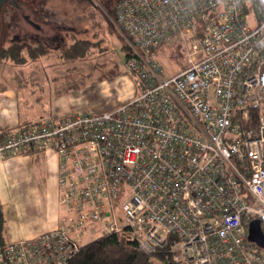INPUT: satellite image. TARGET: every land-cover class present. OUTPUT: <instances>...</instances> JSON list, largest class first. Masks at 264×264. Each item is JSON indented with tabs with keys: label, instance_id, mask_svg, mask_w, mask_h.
<instances>
[{
	"label": "built area",
	"instance_id": "obj_1",
	"mask_svg": "<svg viewBox=\"0 0 264 264\" xmlns=\"http://www.w3.org/2000/svg\"><path fill=\"white\" fill-rule=\"evenodd\" d=\"M123 0L114 28L140 94L101 114L45 117L3 159L55 153L63 225L0 243V264H69L86 239L128 234L181 264H264V0ZM177 46L168 73L157 52ZM162 58H165L163 56ZM180 66V65H178ZM85 240V241H84Z\"/></svg>",
	"mask_w": 264,
	"mask_h": 264
},
{
	"label": "rangeland",
	"instance_id": "obj_2",
	"mask_svg": "<svg viewBox=\"0 0 264 264\" xmlns=\"http://www.w3.org/2000/svg\"><path fill=\"white\" fill-rule=\"evenodd\" d=\"M118 3V0H48L45 4L38 2L37 10L47 7L45 11L50 12L51 26L55 29L49 30L48 33L46 31V37H39L42 40L37 38L31 40L30 44L33 47L42 45L48 48V53H53L60 48L61 38L65 40V45H70L77 39L93 41L97 33L100 35L96 41L98 45L94 48L92 61L91 59L85 61L77 68L81 70V73H75L74 76L72 73L67 79L63 77L53 80L54 75L65 74L67 67H58L55 72L51 69L43 71L44 66L50 63L46 60V56L33 58L26 50L23 52L26 58L25 64L14 66L11 61L1 63L0 85H4L6 90L14 95H0V118L6 120L11 117L15 121H21L20 124H22L27 118L32 122H38L51 115L66 114L64 117L85 113L95 115L116 110L137 99L141 90L127 68L123 39L121 40L117 35L113 23ZM109 8L114 10L112 14H109ZM91 9L99 12L98 20H101L102 29L98 32H94L89 22L82 20V17L86 16ZM9 15L7 11L4 14L0 12L3 39L4 36L9 39L1 42L0 49L24 44L23 39H15V37L17 34L23 35L29 31L31 34L32 31L22 17L14 12L11 16L15 20L10 19L14 23V29L9 35V32H6ZM105 16L114 31L107 28ZM70 36L73 38L70 39ZM124 46H126L125 43ZM163 56L165 58H162ZM155 57H158V62L167 73L169 71V74L183 68V60L186 59L182 51L174 45L163 47ZM91 62L96 69L93 72V68L90 67ZM69 66L72 67V65ZM114 67L117 68L119 76H114ZM89 72L92 73L89 74ZM30 76L40 83L30 82L26 85L24 80H30ZM44 77L47 80H44ZM18 78L23 80V84ZM1 91L3 90L0 86ZM60 94L63 95L60 96ZM16 103L19 104L18 110L6 113L7 108L15 107ZM39 156L40 158L35 160ZM39 156L0 162V201L15 218V220L9 218L8 222L10 226L13 224L17 234L26 225L33 226L34 231L47 230L48 226L43 222L48 221L54 214L55 200L54 193L51 191L59 175L60 160L53 152H45ZM41 156L46 160V165H43ZM21 160L25 162L21 163ZM29 160L30 163H27ZM57 208L63 216L64 207L60 202ZM4 236L7 239V230ZM96 238L97 236L93 235L84 241L89 243ZM8 240L10 241V238ZM153 260L155 264L168 263L167 260L157 256Z\"/></svg>",
	"mask_w": 264,
	"mask_h": 264
},
{
	"label": "trees",
	"instance_id": "obj_3",
	"mask_svg": "<svg viewBox=\"0 0 264 264\" xmlns=\"http://www.w3.org/2000/svg\"><path fill=\"white\" fill-rule=\"evenodd\" d=\"M123 1V0H118ZM249 4V9L247 11L257 13L259 9L258 0H245ZM109 14L114 12L113 9H108ZM99 12L96 9H91L88 11L87 15L82 17V20L90 23L92 29L99 31L102 29L101 20H98ZM108 23L107 28L111 29V23L105 16ZM95 37H100L97 33ZM97 42L91 40H75L72 44L62 47V49L54 51L53 56L56 63L59 64H71L75 61H87L90 60L94 55V48ZM43 47H33L32 45H13L0 49V64L6 61H11L12 65L19 66L26 63V58L24 56L25 50L30 53L33 58L39 56H48L47 50L40 49ZM65 50H64V49ZM123 50L126 53V60L128 58V51L126 46L123 45ZM52 54V53H51ZM96 69L93 68L92 72ZM117 73V72H115ZM113 72V74L115 75ZM0 133V141L10 132ZM5 217L3 213V208L0 204V243H6L4 240L5 234ZM159 257L160 259H165L168 261L167 264H181L174 261V257L168 250L158 251L155 254H145L138 248L137 241L133 239L128 234H117L99 237L92 242L86 244L81 252L75 256L69 264H155L153 258Z\"/></svg>",
	"mask_w": 264,
	"mask_h": 264
},
{
	"label": "crops",
	"instance_id": "obj_4",
	"mask_svg": "<svg viewBox=\"0 0 264 264\" xmlns=\"http://www.w3.org/2000/svg\"><path fill=\"white\" fill-rule=\"evenodd\" d=\"M111 25V24H110ZM111 28H112V26H111ZM113 30V29H112ZM114 31V30H113ZM118 36H119V34H117ZM119 38L121 39V37L119 36ZM99 39V37H95L94 38V42H96L97 40ZM84 40H86V39H84ZM122 40V39H121ZM123 43V45H124V42H122ZM98 45V44H97ZM57 50H60V48H58ZM57 50H55V51H57ZM53 52V51H52ZM46 58V60H48L50 63H48L46 66H44L45 68L44 69H42L43 71H45V70H47V69H51V71L52 70H54V72H55V70H57V68L58 67H67V69H66V73L65 74H58V75H54L53 77V80L54 81H56L57 79H60V78H66L67 79V77H69V75H72V73H73V76L74 75H76L75 73H81V70H79V69H77L76 67H73V65L72 64H67L68 66H66V65H64V64H59V63H56V61H55V58H54V56H53V53L52 54H50L49 56H46L45 57ZM91 61H92V59H91ZM81 62H84V61H81ZM69 65H72V67H70ZM91 69L93 68V65H92V62H91ZM105 67H106V65H105ZM113 71H114V73L115 72H117V73H115V75L114 76H119L118 75V70H117V68L116 67H114V69H113ZM92 72H89V74H91ZM88 74V75H89ZM18 80L23 84V80L21 79H19L18 78ZM44 80H47V78L45 79V77H44ZM30 82H35V83H37V84H39L40 82H38L37 80H35L34 79V77H32V76H30V80H24V83H26V85H28V84H30ZM44 82V81H43ZM1 86V88H2V90L3 91H1L0 92V95H9L10 93L6 90V88L4 87V85H0ZM28 88V87H27ZM79 90V89H78ZM66 94V93H65ZM68 94V93H67ZM10 95H14V94H10ZM63 94H60V96H62ZM60 96H58V97H60ZM15 105V107H12V106H10V107H8L7 108V111H6V113H11L13 110H18L17 108H18V105L19 104H14ZM0 112H1V108H0ZM64 116H66V114L65 115H51V116H48V117H54V118H62V117H64ZM71 116V115H70ZM0 117H1V114H0ZM14 117V116H13ZM21 122V121H20ZM20 122L19 121H15V119H12L11 117H9V118H7L6 120H3V119H1L0 118V133H2V132H6V131H8V130H13V129H16V128H18V127H20V126H23V125H26V124H28V123H32V121H30L28 118L24 121L25 123H22V124H20ZM2 141V140H1ZM41 154H43V153H30V154H25V155H21V156H16V157H11V158H6V159H3V158H1L0 157V162L2 163V162H7V161H9V160H13V159H20V158H23V157H29V156H39V155H41ZM55 154V153H54ZM56 155V154H55ZM43 156H45V155H43ZM43 156H41V158H42V160H43V165H46V160L45 159H43ZM38 158H40V156L39 157H37V158H35V160H38ZM23 162H25L24 160H21V163H23ZM27 163H30V160L29 161H27ZM56 169H54V171H55ZM55 175H56V173H55ZM58 179H59V175H58V178L56 177V180H55V187L54 186H52V191H51V193H54V200H55V203H54V205H53V207H54V214L50 217V219L48 220V221H44L43 222V224L45 225H47L48 227H47V230L45 229V230H43V231H41V232H39L38 230H36V231H34L33 230V226H30V225H26V226H24V227H22V229H21V231L17 234V231L13 228V224L10 226V224H9V222H8V220H9V218H11L12 220L14 219L15 220V218L11 215V214H9V212L7 211V209L6 208H4V205H3V203L0 201V204H1V206H2V208H3V213H4V217H5V220H6V223H5V234H6V230H7V234H8V236H7V239H6V237L4 236V240L6 241V242H16V241H20V240H28V239H32V238H35V237H37V236H39V235H41V234H43V233H45V232H48V231H51V230H54V229H57V228H59L60 226H62L63 225V222H64V220L66 219V217H67V215H68V213H67V210L64 208V212H63V216L60 214V211H58V208H57V205H58V202H60L59 201V199L61 198L60 196H61V191H60V188H59V183H58ZM58 183V184H57ZM57 185V186H56ZM59 189V190H58ZM60 191V192H59ZM14 213H15V210L13 211ZM16 214V213H15ZM9 224V225H8ZM7 225V226H6ZM16 232V233H15ZM4 234V235H5ZM8 238H10V241L8 240ZM99 237H97L96 239H98ZM92 242V241H91Z\"/></svg>",
	"mask_w": 264,
	"mask_h": 264
},
{
	"label": "flooded vegetation",
	"instance_id": "obj_5",
	"mask_svg": "<svg viewBox=\"0 0 264 264\" xmlns=\"http://www.w3.org/2000/svg\"><path fill=\"white\" fill-rule=\"evenodd\" d=\"M47 1L48 0H6L2 4L1 11H0V12H2V14H4V12L7 11L8 15L10 14L9 12H11V14L8 16L9 18H8V23L6 26L7 27L6 32H9V35H10L11 31L14 29V23L11 22V20L12 19L15 20V19L11 15L15 12L22 17V20H24L25 23L27 24V26H29V28H31V30H32L31 34H30V31L27 33H23V35L17 34L15 39H19V40L23 39L25 41V43L22 45H31L30 44L31 40L36 39V38L40 39L39 37H41V36L46 37L47 36L46 31L48 33L49 30H54L55 28H53V26H51L52 21L49 19L50 12L45 11V10H47V7L46 8L42 7L43 10H40V11L37 10V7L39 6L38 2L45 4V3H47ZM69 38L71 39L73 37L70 36ZM4 39L7 40L8 37L4 36ZM4 39H3V34H2V26L0 25V44H1V42H4ZM40 40H42V39H40ZM61 41H62V44L60 45V49H62V47H64V46H65L64 48H66V46H68V45L67 44L65 45V40L61 38ZM11 42H12V40H11ZM43 42L45 43V40H43ZM34 47L37 48V46H34ZM38 47H43L40 49L48 50L47 47L42 46V45H40ZM83 63L84 62H81V60H78V61H75L74 63H71V64L73 65V67L78 68Z\"/></svg>",
	"mask_w": 264,
	"mask_h": 264
},
{
	"label": "water",
	"instance_id": "obj_6",
	"mask_svg": "<svg viewBox=\"0 0 264 264\" xmlns=\"http://www.w3.org/2000/svg\"><path fill=\"white\" fill-rule=\"evenodd\" d=\"M6 0H0V11L2 4ZM250 240L255 242L259 247L264 249V235L261 230L260 222L259 221H254L251 226H250Z\"/></svg>",
	"mask_w": 264,
	"mask_h": 264
}]
</instances>
